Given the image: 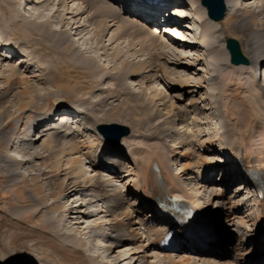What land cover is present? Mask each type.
I'll return each instance as SVG.
<instances>
[{"label":"bare ground","instance_id":"6f19581e","mask_svg":"<svg viewBox=\"0 0 264 264\" xmlns=\"http://www.w3.org/2000/svg\"><path fill=\"white\" fill-rule=\"evenodd\" d=\"M35 1L36 0H31L30 3H26L25 9L27 7L32 8L35 5L33 4ZM74 1L77 0H71V2ZM160 1H165V6L158 7L154 3H149L148 0H82L81 6L76 7L72 11L66 12L72 13L71 17L73 19H68L64 14H61L62 11L60 12L59 8L56 10V15L60 14L62 17L60 22L63 21V26H66L67 24L70 25L69 29H74V31H76V36L83 37L84 30L87 29L86 21H89L91 23L90 25L93 26V30L96 32L94 34L98 35L97 45L95 47L99 50H105L103 53H100L101 55H109V49H107V46L105 44L101 46L100 43H102L109 35L112 27L115 25L121 26L120 31H116L113 35L117 40L126 39L125 37L127 36H132V41L136 39L138 40L137 42L134 41L137 43L134 50H136L138 56H143L145 48H152V50L150 49L151 51L148 53L149 56H147V58H140L139 61L137 59L126 58L123 62V69H118L119 75H112V73L111 75H108V70L101 67L99 60L94 59L92 55L88 53L87 48L84 49L82 46L76 44V39L70 36V31L68 29L64 31L61 29L59 31L61 33H59L51 26V19L47 18L43 12L35 13L34 17L29 18L23 13V10L25 9L21 10L20 13V1L15 2L10 0L9 2H6L5 0L6 3H3L5 8H10L9 10L12 16L10 14L9 16H11L13 20L11 19L12 22L9 23L4 31L0 29V32L2 31L11 38V41H8L13 42L14 40H18L20 42L19 45L16 43L10 44L11 47H17L15 56L20 55L21 59H25V62L29 63L28 66L32 67L36 65L43 68L44 73H41L43 75L39 73L38 76H34V80L36 79L35 83L42 81V84H49L53 89L56 88V90L49 91L46 87H42L44 90L41 92L46 91L44 93L45 96L41 95L42 103L45 106H48L49 99H53V103L57 106L49 113H37L34 115V117L36 116V119L33 120V118L29 125L31 129L34 128L32 139L27 142L21 140L17 145V149L23 150L28 157L12 160L9 156H6L5 159L1 160L2 169L7 173V176H10V186V184H13L24 176L23 173L19 171V168H24L26 169L25 171L27 174H31V171H42L43 166L49 161L56 162V166L63 164L66 167L65 169L70 171L67 174L71 175V178L73 179L72 186L63 194L65 198L64 202L69 201L70 197L73 195L77 198L74 201L76 203L73 202L72 207L65 210V212L67 211L66 215L69 214L68 217L72 220V224L74 223V225H72V230L68 231L70 234H59L55 238L51 237L48 240V244L45 246L40 242V237L46 234V232H44L42 236L37 235L39 246L36 245V248L39 252L43 253L42 256L48 255L49 257V261L46 260L45 264H94V258L101 255L99 252L102 249L103 244L98 245V253L94 252V254L87 255L85 250L79 248L80 244L84 247L86 246L84 240L79 234L85 235L87 232H91L89 230L90 228L101 229L103 225L106 224V221L109 220L114 223L115 228L116 226L121 227L123 224L126 225V228H124L126 233L124 232V234H122L124 238L119 239L121 240V244L131 245L137 242L141 243L140 241H142V245L136 246V249L143 246L144 250L139 249L137 252H143L144 254L145 252H149V245H153L154 247L152 248L162 253L163 259H161L163 264H198L202 261L203 263L209 264H239V261H241L240 264H264L260 262L257 255H253L251 251H248V248H246L245 251L243 249V245L246 241L247 244H249L248 241H252L255 244L254 248H258L260 240L257 238V234H252L254 230L253 232L249 231V235L246 233L245 238L239 237L237 240H234V238H232V232L228 233L225 229L226 227L216 224L218 237L213 246L214 249L217 248L220 252L215 253L208 249L202 253V256H195L192 252L183 247H180V250L176 253L161 252L160 244L158 242L161 237V232H164V230L160 227L157 228L156 225H148L146 231L141 229V225L146 223V219L153 216V211L150 209L152 204L157 203L160 200H168L172 194H180L183 199L189 201V203L197 210L211 213V217L214 221H217V215L221 213V211H224L228 204L234 203V209L233 211L231 210L228 215L229 221L234 219L233 222L231 221V225L234 226L235 219H242V222H246L248 219L243 215V210L241 209L245 203L242 205L237 196L239 193L242 194L241 196L247 193V196L245 197L250 198V196L252 197L250 194L252 192L249 190L243 192L244 189L251 187L245 186V177L244 175L241 177L238 175L239 170L243 169V172H246V168H248L249 172H258L264 186V83L258 85V77L256 74L257 68L254 67L257 49L260 44L264 42V0L261 5L255 3L254 5H251V9L253 8L252 10L254 13L258 14L257 18H254L249 8L244 5L243 1L247 0H226L227 13L221 22L214 21L208 17L206 8L201 4L200 0V2L198 0H191L189 4L185 0ZM249 1L250 0H248V2ZM58 3L59 6L68 4L67 0H59ZM1 5L0 8L2 7ZM164 7H168L164 13L170 16L172 15L168 19H160L162 22H166V25L164 26V28H166L165 33L171 36V39L170 37H167V41L165 42L161 40V27H159L161 26V22L160 25L158 23L159 26L157 27L154 22V14H149V11L152 10L158 14V12ZM5 8H1L3 18L6 17L5 13H7L5 12L7 11ZM88 11H93L91 17H89L88 20L82 21V15ZM180 11L189 12L190 17L184 16L179 18L175 16V14H172ZM88 14L90 13L88 12ZM258 17L263 18V23L258 21ZM194 19L200 21L201 24L198 25V29L203 32L200 35L195 36V40H192L191 37L180 38L179 35L175 33V29H180L181 23H188L189 20ZM3 23L4 22H1V24ZM186 28L190 31L188 26H186ZM226 33L240 34L244 54H246L249 59L248 65H234L230 62V55H228V52L224 47L226 42L225 39L227 37ZM20 34L22 35L21 39L19 36ZM220 34L224 37V44L222 43L223 47L221 53L217 50V43L222 39ZM113 37L111 39H113ZM0 41V46H9L6 44L7 40ZM132 43L130 42V44ZM139 46L140 48L138 49ZM181 49H184L185 53L188 52L189 54L184 55L185 57L181 56ZM200 49L203 51L205 50L206 57L197 54ZM20 51H23V53ZM157 52L158 54H156ZM51 53H53L52 57ZM122 53V49L117 47V50L110 54L112 58H117V60L121 61L124 56H122ZM4 55L7 56H1L0 54V61L3 63L11 58H9L10 55L8 54ZM47 55L48 57L46 59L44 57L43 60L42 56ZM15 56L12 57V59H14ZM20 58L18 57V59ZM160 58L162 59L159 60ZM183 59L187 62L183 61ZM200 64L205 66L208 77H202L199 73V71H202L200 69L193 70L196 66H200ZM218 64L227 65L229 69L231 68L232 76L237 74H247L251 78L252 83H255V91L249 95L243 94L245 91L244 84H233V86H235V88L232 86L233 91L235 89L238 98L234 99L235 101L233 102L232 107H226V116L223 115L222 108L220 107L218 91H227L226 86L229 83L225 82V84H223L225 79H227V75L224 74V77L223 75L221 76L223 77L221 85L224 86H216L214 81L217 79L216 74L218 71L216 65ZM70 65H72L73 68L76 66L79 70L81 69L82 74H85V78L92 76L93 79L91 80L90 78V80L93 81L96 86L99 85L100 92L97 94L98 98L96 97V100L91 104L83 106L66 105L67 103L64 98L68 97L64 95L63 91L69 92L71 84H69V81L64 82V79L63 83L65 84L62 85L61 79H63V77L60 75H67L65 68ZM72 66H70V70ZM156 70L157 72L162 71L165 78L167 77L171 79L174 84L177 85V89L182 87V85L183 88L181 89L186 90L190 87H196L199 88V92L200 89L206 87L210 90L212 89L211 98H214L213 107L216 109V115L221 117L218 121L221 130V135L218 137V141L221 145L220 151L227 157L232 156V163L223 162V155L220 153L217 154L221 157H218V162L216 161L217 163H209L207 159L201 158L202 156H199V159L196 160L197 156H195L194 153H189L187 151L183 153L178 148L174 152V149L172 148L174 144H171V148L167 151L161 149H156V151H154L153 147L148 144L145 149L140 147H130L129 152L127 153L124 149L125 144H127L128 140L134 138V136H138L132 134H128L124 137L118 145L112 146L107 142H103L99 146L100 151L99 149L97 151L94 150V148L92 149L91 146L89 151L83 153L87 147L84 143L87 142L89 138H100L101 141H105L96 127L99 123H108V121L101 120L102 116L100 115V112H103L104 115L107 114V107L112 104L114 105V97H116L115 100L122 98L124 101H135L134 106L137 107V111H141L143 116L140 115V117L143 118V120L155 121V119L163 117L169 113H161L162 110H158V106H156L157 108L155 107L157 104V93L155 91L151 92L149 97L145 96L146 91L144 90L143 85L147 83L150 78L154 77L152 73ZM7 71L9 72V77L6 78V84L0 89V105L2 106L0 109V126L3 128L10 124L12 117L14 116L13 112L4 105V103H6L4 100H7L12 96L15 98L18 94L23 101L24 97L31 94L32 98L30 102L26 104L23 102L21 104L17 103L20 104V106L18 105L19 113L26 111L31 106H37V98L33 95L35 84L32 85V80L28 76H23L24 72L14 65ZM59 71L61 74H59ZM107 79L111 80V85H105ZM129 80H134L135 85L131 86ZM16 84H18V86L21 84L23 88L18 90ZM7 85L8 87L4 89ZM136 86H140L141 90L139 92L134 91ZM217 89L220 90L217 91ZM193 92L196 91H188L187 93L193 94ZM111 99L112 102H109ZM164 106H166L164 109L168 107L166 103H164ZM56 111H70L71 113L67 115V113H55ZM193 111L197 116L198 114H201L200 112L196 113L198 109H193ZM73 118L83 120V125L80 126L75 123ZM189 118L190 113L187 109H179L172 115L171 119L166 118L162 123L156 126L155 128L160 130L158 131V134H156V138L158 139L157 147L159 148L163 145L162 140H166L170 137L172 138V140L170 139L172 142L180 138L184 143V140L188 138V135H186L187 131L185 130V134L182 136V131L178 132L173 127L175 125H182V128L187 129ZM232 119H234V121L235 119L237 120L236 122H232ZM137 120L141 121L138 118ZM176 120H178L177 123H174ZM116 123H118V121ZM172 124L174 125L173 127ZM168 125H171V127ZM85 126L92 130L89 138L86 137L85 130L88 129ZM135 132L137 134V132L140 133L141 131L135 130ZM154 132H156V129ZM256 133H261L260 138L262 139V144L260 147L256 146L254 140ZM4 137L7 139L9 138L7 133H4ZM150 137L151 136L142 138L144 140H149ZM156 138L153 137V139ZM41 139L42 142L39 143ZM189 141H187V143H189ZM134 143H128V146L135 145L137 142ZM216 143L218 142L214 139L210 142L213 147ZM104 146L106 147L103 148ZM109 148L114 150L113 161L102 159V157H100V153L102 151H108ZM205 150L212 152L217 149H210V146H207L205 147ZM176 153L179 154L177 155V160L179 158L181 160L177 161L176 167H174L175 165H173V162L171 161V156ZM83 156L86 159H90V166L84 164V159H82ZM237 158L238 165L235 168L233 167V163ZM254 158H257L256 162H253ZM17 161H25V164H23L24 166H16ZM221 166L223 169H219ZM212 171H215V174H223L224 178H221L220 180H225L226 188L227 186H230L228 190L235 189L232 191L233 198L229 199V201L221 198V192L215 194L214 197L217 198V204L213 208V212L210 211L212 209L210 208L212 204L211 200L204 201L205 192L210 188L208 183L211 182V178L208 175L211 174ZM104 176H107V178H104ZM128 176H132L133 178L130 179L127 188L126 186H121L120 189H115L113 193H109V182L117 179L124 181ZM183 177H185V181ZM200 178H203V181L205 179L206 185H201L199 187L198 183H192L195 179L198 180ZM214 181L218 182L219 180L215 178ZM214 181L212 183H214ZM78 183L82 186L83 191H86L83 192L86 194L85 197L80 195L81 192H79L77 188L79 185ZM203 187L204 192L197 194ZM91 188H97L96 191L98 194L95 195L94 198L88 197L91 195V192L88 191V189L90 190ZM132 199L135 200V203L129 204L128 207L129 200ZM88 206H97V210L95 208L88 209ZM262 209H264V202H259V210ZM239 210L242 211V213ZM245 211L250 213L249 210ZM20 212L21 211L18 210L13 212V217L20 216ZM109 217L111 218L108 220ZM262 217L263 211L258 212L257 219H261ZM137 218L140 220L139 223H135V219ZM50 219H54V216L52 215ZM251 220L254 222L253 219ZM257 221L258 220L255 221L254 225L257 224ZM242 222H238L237 224H241ZM78 223L82 225L84 223L86 224L85 227H80V229L84 231L83 233H80L77 226H75ZM135 224L140 228H134ZM232 231H235V229H232ZM102 232L103 230L98 234H93V240L96 241V238H100ZM155 235L156 238H154ZM108 236V233L104 234V237ZM110 240L111 239L108 241L109 245L106 249H110V253H113L115 252L117 245L110 244ZM233 240L234 243H231L233 248L228 252L223 251V243ZM143 242L146 244L149 242L150 244L143 245ZM33 250L34 249L31 247H27V253L30 255L32 253L34 254ZM128 250L129 249H127V251ZM232 250H234V254L237 255V260L231 259L230 253ZM254 251L257 252V250ZM119 256H121V254H119L118 257ZM157 257L160 258L159 256ZM148 259L149 258H147V260ZM121 261L122 259L119 260L117 264ZM98 262L100 264H113V262L106 263L103 259ZM40 263L43 264L42 262ZM0 264L10 263H8L6 259H4V256H2L0 258Z\"/></svg>","mask_w":264,"mask_h":264},{"label":"rangeland","instance_id":"374dc122","mask_svg":"<svg viewBox=\"0 0 264 264\" xmlns=\"http://www.w3.org/2000/svg\"><path fill=\"white\" fill-rule=\"evenodd\" d=\"M9 1L10 0H6V2H9ZM12 1L17 2V1H21V0H12ZM58 1L59 0H36L35 2H33V4H35V5L32 8L27 7L25 10H23V13H25L26 16H28L29 18H32V17H34L35 13L43 12L47 18L51 19V22H52L51 26L53 28H55L58 32L61 29L63 31L68 29L70 31V33H69L70 36L72 38L76 39V44L82 46L84 49L87 48L88 53L91 54L94 59L99 60L101 67H104L108 70V75H111V73H112V75L118 74L119 73L118 71L120 69H123V65H124L123 62L125 61L126 58L137 59L139 61L140 58L144 59V58H147V56H149L148 53L152 50V48H150V47L149 48L147 47V49H149V50H147L145 48V53L143 54V56H141V55L138 56V53L136 52V50H134L135 46L137 45V43H135V42H137L138 40L137 39L134 40L135 42L132 41V36L131 37L127 36V37H125L126 39H121V40H117L116 37H113V35H114V33H116V31H120V28H121L120 25L113 26L109 35L103 40L102 43H100L101 46L103 44H105L107 46V49H109L108 50V53H109L108 56L101 55L100 53H103L105 50H99L98 48L95 47L97 45L98 35L94 34L96 32L93 30V26L90 25L91 23L89 21H86L87 29L84 30L83 37H80V36L75 35L76 31H74V29L73 30L69 29L70 25L67 24L66 26H63V21L60 22V19H62L60 14H58L59 16L56 15L57 14L56 10L59 8V11L60 12L62 11L61 14H64V16L68 17V19H70V18L73 19L71 17L72 13H66V12L72 11L76 7L81 6L82 0H77L74 2H71V0H67L68 4H66V5L64 4V5H60V6H59ZM186 1L189 4V2L191 0H186ZM262 1L263 0H260V1L259 0H252L251 1L250 0L248 2V0H247V1H243V2H244V5L247 8H249V10L252 12V16L254 18H257L258 14L254 13V11L252 10L253 8L251 9V5L252 4L254 5V3L261 5ZM4 2H5V0L4 1L0 0V5L3 4ZM4 4L1 5L2 9L5 8ZM1 8H0V29L4 31L5 28L8 27L9 23L12 22L11 21L12 14L9 10L10 8L9 9L5 8L7 10L5 12H7V13H5L6 17L3 18ZM164 11H166V10H163L162 12H164ZM88 12L90 14H88ZM88 12H86L82 15V17H83L82 21L88 20V18L91 17V14L93 13V11L92 12L88 11ZM54 13H55V16H54ZM9 14L11 16H9ZM162 18H164V16L158 17V20H160ZM258 18H259L258 21L260 23H263V18L262 17H258ZM40 20H42V19H40ZM158 20H157V22H158ZM1 22H4V23L1 24ZM185 24H186V22L181 23L180 26L182 29L181 28L175 29V33H177L180 38L191 37L192 40H195L194 37L200 35L201 33L189 31V30H187V28L185 26L188 25V26L193 27L195 29V28H198V25H200V21H196L194 19V20H189L187 25H185ZM165 32H166V28H164L162 26L160 29V34H161V40L164 42L167 41V37H170V39H171V36L167 35ZM59 33H61V32H59ZM227 33H226L227 37H233L236 40H239L241 42V39H240L241 36L239 33H236V34H234V33L227 34ZM19 36L21 39L22 35L20 34ZM112 37H113V39H111ZM221 37H222V39H220L219 42L217 43V50H219L218 52H220V53H221L222 47H223L222 43L224 44V37L222 35H221ZM0 38L4 39V40H10L11 39L2 31L0 32ZM109 41H110V43H109ZM14 42L17 45L20 44V42L18 40H14ZM111 42H113V43H111ZM130 42L131 43L133 42L135 44H133V43L130 44ZM241 45H242V43H241ZM117 47L122 49V52H123L122 56L124 55L123 60L121 59V61L117 60V58H112V56H111L112 52L117 50ZM224 47L226 48V42H225ZM24 48H26V47H24ZM139 48H140V46L138 47V49ZM96 49H98V50H96ZM136 49H137V47H136ZM242 50H243V45H242ZM20 52L23 53V51H20ZM195 52H197V51H195ZM227 52H228V50H227ZM0 53L2 56V53H5V52H2V50H0ZM151 53H153V52H151ZM243 53H244V50H243ZM51 54H52L51 55V57H52L53 53H51ZM156 54H158V52ZM187 54H189V53L188 52L185 53L184 49H181V56L185 57L184 55H187ZM197 54H200V56L206 57L205 50L203 51L200 49ZM228 55H229V53H228ZM3 56H5V55H3ZM18 57L20 58L21 56L20 55L15 56L14 59H12V57H11L10 59H8L4 63L0 61V89L3 88V85L6 84L5 83L6 78L9 77V72L7 70L10 69V67L14 65V66L18 67V69H21V71L24 72L23 76H26V77L28 76L32 80V85L35 84L34 85L35 91H33V95H35L37 98V103H36L37 106H35V107L31 106L26 111L19 113L20 104L22 102L25 104L30 102L31 98H32L31 94L24 97L23 101L21 100V98L19 97L18 94L15 96V98L11 95L12 97H10L7 100H4L6 102V103H4V105L8 109H10L11 112H13L14 116L12 117V120L7 127L3 128L0 126V258L2 256H4V259H6V261L10 264H14V262H15V264H41L40 262L45 264L46 260L49 261V257H48V255L42 256L43 253L39 252V250L36 248V245L39 246L38 245L39 241H37V237L40 235L42 236L44 234V232H46V234H44L42 237H40L41 238L40 242H42L45 246L48 244V242H49L48 240L51 237L55 238L59 234H65V235L70 234L68 231L72 230V228H73L72 225H74V223L72 224V220L69 219V217H68L69 214L66 215L67 211L65 212V210L72 207L73 202L77 198L75 197V195H73L70 197L69 201L64 202L65 198H64L63 194L70 189V187L73 184V179L71 178V175L67 174L70 171L66 170L65 169L66 167L63 164L56 166V162H54V161L47 162L46 165L43 166L42 171H40V172L31 171V174H29V173L27 174V172L25 171L26 169L19 168V171H21L25 177L23 176L21 179L15 181L13 184H10V186H9L10 176H7V173L2 169L3 167H2L1 160L5 159L6 156H9L10 159H12V160L28 157V155L23 150H18L15 147H13L14 148L13 149L9 145V141L12 140L14 135H15L14 129L19 124L17 118H19V117L22 118V121H24L26 123V125H30L32 122V119L33 118H34L33 120L36 119L35 118L36 116L34 117V115H36L37 113H40V114L45 113V112L49 113L51 110H54L53 108H55L57 106L55 103H53V99H49V102H48L49 105L48 106H45L42 103L41 95L45 96L44 93L46 92V91L41 92L44 90V89H42V87L43 88L46 87L49 91L56 90V88L53 89L49 84H45V85L42 84V81H40V82L38 81L35 83L36 79L34 80V76H36V75L38 76L39 73L41 74L42 72L44 73L43 68L38 67L36 65L32 66V67L28 66L29 63H26L25 59L24 60L21 58L18 59ZM44 57L46 59L48 57V55L42 56L43 60H44ZM161 59L162 58H160L159 60H161ZM183 61H186V60L183 59ZM70 66H72V65H70ZM70 66L65 68L66 73H67V75L65 74V76L63 74H61V72L59 71L60 72L59 74H61L60 76L63 77V79H61L62 85L65 84V83H63L64 79H65L64 82L69 81V84H71V86H70L71 89L69 90V92L63 91L64 95H66L68 97V98H64L66 100V103H67L66 105L83 106V105L91 104L93 101L96 100L97 94L100 92L99 91V88H100L99 85L96 86V84H94L93 81H91L93 79L92 76L89 78L88 77L85 78V76H84L85 74L84 75L82 74L81 69L79 70V68H77L76 66L74 68L72 66L71 70H70ZM23 67H24V69H23ZM197 69L202 70L201 72L199 71V73L202 75V77H208V74L206 73V68L203 64H200V66L199 65L196 66V68H194L193 70L195 71ZM216 69L218 71L216 74L217 79L214 81L216 86L217 87L224 86V85H221V83L223 82L222 78L224 77V74L227 75V79H225L223 84H225V82L229 83L226 86L227 91L223 92V91H218L220 89H217L218 98L220 100V107L222 108L223 115L226 116L227 115V112H225L226 107H228V106L232 107L233 102L235 101L234 99L238 98L237 92H235V89L233 91V88H232L233 84H239V83L244 84L245 91L243 92V94L249 95L255 91V83L251 82L250 77L247 74H243V75L237 74V75L232 76V74H231L232 69L231 68L229 69V67L227 65L218 64V65H216ZM152 74L154 75V77L150 78L147 81V83H145L143 85L144 90L146 91V94H147V95L145 94V96L149 97L151 92L155 91L157 93V97H156L157 98V104L155 105V107L158 106L159 107L158 110H162L161 113L169 112L168 114H166L163 117H160L158 119H155V121L143 120V118L140 117V115L143 116L141 111H137L136 110L137 107L134 106L135 101H132V102L124 101V100H122V98H120L119 100H115L116 97H114L113 98L114 105L112 104L111 106L107 107V109H108L107 114L104 115L103 112H100V115L102 116L101 120L108 121V123L118 121V123H120L122 125H126V126L128 125L132 131L130 134L138 135L137 137L134 136V138H131L130 140H128L127 144H125L124 149L126 150L127 153L129 152L130 147L131 148L132 147H140V148L145 149L148 144H150L153 147L154 151H156V149L157 150L161 149L163 151H167L171 148V144L172 145L174 144V146H172V148L174 149V152L178 148L183 153H185V151H187L189 153H194L195 156H197L196 160L199 159L198 158L199 156H202L201 158L207 159L209 163H214V162L217 163L218 162L217 159H218V157H220L217 154L221 153V151H220L221 145L218 141V137L221 135L220 134L221 130H220V126H219L218 121L220 120L221 117L216 115V113H217V112H215L216 109H214V107H213V99L214 98H211L212 97L211 96L212 89L210 90L206 87L204 89H200V92H199V88H196V87H190V88H187L186 90L181 89V88H183V85H182V87L177 89V87H176L177 85H175L171 79H169L167 77L165 78L163 76L162 71L157 72V70H156ZM41 75H43V74H41ZM105 75H107V74H105ZM222 75H223V77H221ZM82 76H84V77H82ZM82 78H85V79H82ZM90 78H91V80H90ZM110 81H111L110 79L109 80L107 79L105 82V85H107V86L111 85ZM129 81H130L129 84L131 83V86L135 85L134 80H129ZM7 87H8V85L5 86L4 89ZM16 87L18 90L23 88V86L21 84L19 86H18V84H16ZM233 87L235 88V86H233ZM140 90H141L140 86H136V88H134V91H136V92H139ZM188 91H196V92H193V94H189V93H187ZM38 94H40V95H38ZM109 102H112V99ZM17 103H20V104H17ZM164 103H166L168 106L166 109H164V107H166V106H164ZM1 107L2 106L0 105V109H1ZM65 108H66V106H65ZM179 109H181V110L187 109L190 113V118L188 120V128L187 129L182 128L183 127L182 125H177V126L175 125L174 126L173 124H172V127L174 126L173 128L178 132L182 131L181 132L182 136H184L185 130H186L187 131L186 135H188V138L185 135L187 139L184 140V143L181 141L180 138L176 139L174 142L170 141V139L172 140L171 137L167 138V139L165 138L166 140H162L163 145H161L158 148L157 147L158 139L156 138V136H157L156 134H158V131H160V130H158L155 127L158 126L160 123H162L164 121V119H166V118L171 119L172 115L176 111H178ZM193 109L194 110L198 109V111L196 113L200 112L201 114L200 115L198 114V116L195 115L194 114L195 112L193 111ZM137 118L140 119L141 121H138ZM236 120L237 119H235V121H234V119H232L231 121L236 122ZM177 121L178 120H176L174 123H177ZM232 122H231V124H232ZM168 126L171 127V125H168ZM82 129L85 130L84 128H82ZM87 129L88 130H85L86 135H87L86 137L89 138L91 136L92 130L89 128H87ZM155 129H156V132H154ZM133 130H134V132H135V130H137V131L140 130L141 132L140 133L137 132V134H136V132L134 133ZM4 133L8 134V137H9L8 139L4 137ZM147 136H151L152 138L150 137L149 140H147V139L144 140L143 138H145ZM153 137H155L156 139H153ZM260 137H261V133H256L255 138H254V140L256 142V146H259V147L262 144L261 143L262 139ZM42 139L39 141V143L42 142ZM213 139L216 142H218L214 145V147L210 144V142L213 141ZM89 140L84 143V145H86L87 147L85 148L83 153H85L86 151H89V148L91 146H92V149L94 148V150L97 151L99 149V146L101 145V143L105 142V141H101L100 138H95V139L89 138ZM134 141H135V143L136 142L137 143L135 144ZM187 141H189V143H187ZM128 143H134L135 145H129L128 146ZM155 146H156V148H155ZM207 146H210V149L216 148L217 150H213L212 152H208L205 150V147H207ZM105 147L106 146H104L103 148H105ZM99 151H100V149H99ZM113 155L114 154L111 153V151H106V152L102 151L100 153V157H102V159H109V161H112L114 159ZM177 155H179V154L176 153V154H172V156H171V161L173 162V165H175L174 167H176V162L181 160L180 158L177 160V158H178ZM82 159H84L83 161H84V164H86V166L91 165L90 159H86L84 156L82 157ZM256 160H257V158H254L253 162H256ZM23 164H25V161H22V162L17 161L16 162V166L22 167V166H24ZM216 167H217V165H216ZM219 169H223L222 166L219 167ZM194 176H197V175H194ZM208 176L211 178V182L208 183L210 185V188L208 189L207 192H205V196H204L205 200L204 201L211 200L212 204H211L210 208H212V210H213V208L217 204V198L214 197L216 193L221 192V198H224V200L229 201V199L233 198L232 191H234L235 189L233 188V189L228 190V188L230 186L229 187L227 186V188L225 187L226 186L225 182H224L225 180L224 181L220 180L221 178H224L222 173H218V174L216 173L215 174V171H212L211 174H209ZM104 178H107V176H104ZM132 178H133L132 176H128V178H126L124 181L117 179V180L109 182V184H110L109 193H113L115 189H120L121 186H126V188H127L129 185L130 179H132ZM183 178L185 181V177H183ZM215 178L218 179L219 181L215 182L214 181ZM213 181H214V183H212ZM192 183H198L199 187L201 185H206L205 179L203 181V178H200L198 180L195 179L194 181H192ZM78 184H79L77 187L78 191L81 192L80 195H82L83 194L82 193L83 192L82 186L80 185V183H78ZM190 185H189V188H190ZM96 190H97V188H91L90 190L88 189V191L91 192V195H89L88 197L94 198V196L98 194ZM190 191H192V190H190ZM200 192L201 193L204 192V187L201 188L197 194H200ZM223 193H224V195H223ZM199 196H197V197H199ZM238 196L237 197L239 199L241 196V193H239ZM74 203H76V202H74ZM131 203H135V200H133V199L129 200V203L127 206L129 207V204H131ZM229 205L231 206V203L228 204V206H226V208L224 209V211H226L227 214H224L223 221L226 219L225 217H227V215L229 214V210H230ZM89 207L95 208V206H88L87 208L89 209ZM87 208H86V210H87ZM17 210L21 211L20 212L21 214H20V216H17L14 218L12 213L17 211ZM253 212H255V211H253ZM52 215L54 216V219H50ZM110 218L111 217H109L108 220ZM19 220H21V221H19ZM81 220H83V219H81ZM135 223H139L138 218L135 219ZM129 224H130V222H129ZM75 226H77L80 233H83L84 231H82V229H80V227L81 226L85 227L86 224L84 223L82 225V224L78 223ZM135 227H136V229L139 228V226L136 224H135L134 228ZM124 228H126L125 224L121 225V227L116 226V228H115L114 223L111 222L110 220L106 221V224H104L101 229L90 228L89 230L91 232H87V234H85V235L79 234V236L82 237V239L84 240V243L86 245L84 247L82 244H80L79 248L81 250H85L87 255L88 254L89 255L94 254V252L98 253L99 251L97 250V247L100 244L95 243L96 241L93 240V238H94L93 234H95V233L98 234L100 231L103 230L100 238H102L105 233H108V234L109 233H111V234L119 233L122 236V234H124V232H125ZM39 231H42L43 233L39 232ZM249 234L250 233H248V235ZM32 236H33V238H32ZM6 239H7V241H6ZM116 240H118V239L112 238L110 240V244L117 245L115 252L110 253L111 250L106 249V247H108V245L106 247H102V249L99 252V253H101V255H100L101 257L98 256L97 258H94L95 259L94 264H100L98 261H102V259L104 261H106V263H112L113 262V264H117V262H119V260H121V259H122V261L119 264H151V262H152V264H163L162 253H160L157 250H155L154 248H152V247H154L153 245H149V248H148L149 252H145V254H144L143 252H137V251H139V249L144 250L143 246L141 248L136 249V246L142 245V241H140L141 243L137 242V243H133L131 245H127V244H121V240H118L117 242H116ZM235 240H237V237ZM143 243H144L143 245L146 244L145 242H143ZM248 243L249 244H247V241L245 242V244L243 245V249L245 251V249L248 248V251H251V253H253L255 250L254 243L252 241L251 242L248 241ZM148 244H150V243L147 242L146 245H148ZM125 245H127V246H125ZM27 247H31L34 249L33 250L34 254L32 253L33 255L32 254L30 255L29 253H27L28 252ZM127 249H129V250L127 251ZM231 249H232V246L229 247V250H231ZM224 250L227 251L228 248H225ZM120 251H121V253H120ZM134 252H135V254H134ZM119 254H121V256H119L120 258L118 257ZM157 256H159L160 258H158ZM147 258H149V259L147 260ZM158 259H160V260H158ZM234 259L237 260V255H235ZM11 262H13V263H11ZM240 263H241V261H239V264ZM194 264H197V263H194ZM198 264H209V263H203V261H202Z\"/></svg>","mask_w":264,"mask_h":264},{"label":"water","instance_id":"95a60500","mask_svg":"<svg viewBox=\"0 0 264 264\" xmlns=\"http://www.w3.org/2000/svg\"><path fill=\"white\" fill-rule=\"evenodd\" d=\"M201 3L206 7L208 16L211 19L217 22L223 21L227 8L226 0H201ZM225 41L227 42V49L231 55V63L234 65H248L249 59L243 54L240 41L231 37H227ZM97 130H99L105 139L112 144L119 143L124 136L131 133V129L128 125H121L116 122L99 123Z\"/></svg>","mask_w":264,"mask_h":264}]
</instances>
